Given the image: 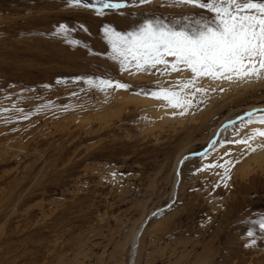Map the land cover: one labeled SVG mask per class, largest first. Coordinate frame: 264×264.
Returning a JSON list of instances; mask_svg holds the SVG:
<instances>
[{
	"label": "rangeland",
	"instance_id": "1",
	"mask_svg": "<svg viewBox=\"0 0 264 264\" xmlns=\"http://www.w3.org/2000/svg\"><path fill=\"white\" fill-rule=\"evenodd\" d=\"M123 2L98 16L67 0H0V264H130L132 235L152 212L135 264H264L252 223L264 217V137L250 141L254 152L231 143L264 129L245 116L264 110V78L199 79L184 108L152 98L192 74L122 70L104 27L212 14Z\"/></svg>",
	"mask_w": 264,
	"mask_h": 264
},
{
	"label": "snow or ice",
	"instance_id": "2",
	"mask_svg": "<svg viewBox=\"0 0 264 264\" xmlns=\"http://www.w3.org/2000/svg\"><path fill=\"white\" fill-rule=\"evenodd\" d=\"M150 2L152 0H139L140 4ZM67 3L71 7L93 9L98 16L103 15L105 9L119 10L129 7L123 0H67ZM171 3L173 6L199 7L212 15L186 21L182 18L181 21L170 23L149 20L136 29L123 33L111 26L103 29L104 37L111 47L110 58L118 61L122 70L127 71L134 67L137 72H148L152 69L159 71L157 66H163L162 75L185 70L192 74L189 79L177 82L178 91L173 88H159L147 95L163 100L169 107L184 108L190 106L192 101L182 93L194 88L199 79L232 81L264 78V0H171ZM59 31H67L66 26L60 25ZM169 57L172 59H168ZM85 83L104 90L113 87L114 82L102 78H88ZM114 86L117 89L128 87L118 82ZM195 91L203 92L205 89L195 88ZM255 111L264 110L245 113L249 118L248 123L258 120L264 124V116L255 117ZM239 119L243 120V117ZM234 123L235 121H229V124ZM224 127L227 128L228 125ZM257 137H264V129H254L246 138L236 139L231 143L243 144L249 151L254 152L256 148L252 147L250 141ZM258 147H264V144ZM213 166L225 167L222 164L206 167ZM252 223H258L260 230L264 232V217ZM253 234L252 231L248 232L250 237Z\"/></svg>",
	"mask_w": 264,
	"mask_h": 264
},
{
	"label": "bare ground",
	"instance_id": "3",
	"mask_svg": "<svg viewBox=\"0 0 264 264\" xmlns=\"http://www.w3.org/2000/svg\"><path fill=\"white\" fill-rule=\"evenodd\" d=\"M257 108V107H256ZM258 109V108H257ZM97 115V114H96ZM98 116V115H97ZM223 130V125H219L216 130H215V135H220L219 133ZM184 164H182V161L178 162L175 166L174 169V173H175V180H174V187H173V195L177 192L178 187H180V176H181V170ZM152 212L150 214L149 217L145 218L141 224L139 225V227L136 229V231L134 232V234L132 235V240H131V263L130 264H135V258L137 256L138 253V247H139V241L140 238L145 230V227L147 226V224L151 221L152 216H153Z\"/></svg>",
	"mask_w": 264,
	"mask_h": 264
},
{
	"label": "water",
	"instance_id": "4",
	"mask_svg": "<svg viewBox=\"0 0 264 264\" xmlns=\"http://www.w3.org/2000/svg\"><path fill=\"white\" fill-rule=\"evenodd\" d=\"M192 156V155H191Z\"/></svg>",
	"mask_w": 264,
	"mask_h": 264
}]
</instances>
